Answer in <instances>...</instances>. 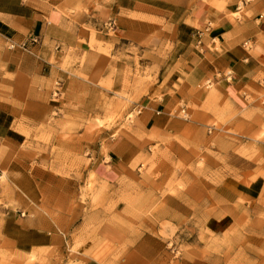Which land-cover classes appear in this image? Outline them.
I'll return each instance as SVG.
<instances>
[{
  "label": "crops",
  "instance_id": "1",
  "mask_svg": "<svg viewBox=\"0 0 264 264\" xmlns=\"http://www.w3.org/2000/svg\"><path fill=\"white\" fill-rule=\"evenodd\" d=\"M238 2L227 0L219 9L207 0H0L1 245L29 252L56 245L61 237L52 215L19 214L26 202L15 193V172L24 169L20 145L26 135L18 128L33 133L32 128L43 125L44 134L59 139L65 116L78 124L85 109L100 107L103 96L143 91L141 102L162 113L150 125L166 129L167 106L183 98L199 106L202 81L214 85L221 102L227 99L234 106L246 100V87L264 89V79L263 84L258 80L264 74V0L245 3L250 15L232 21L227 15L239 9ZM109 19L114 21L112 34L103 26ZM31 36L37 41L26 49L7 46ZM247 42L255 53L245 48ZM136 72L144 78L138 86ZM100 78L108 86L100 85ZM142 120L148 123L149 117ZM93 171L112 186L121 175L139 176L112 163L95 165ZM214 188L223 199L252 200L263 183L225 176ZM66 195L59 193L61 200ZM49 197L45 202L56 201L51 193ZM96 235L105 247L97 250L104 253L102 263L90 257L83 264H152L145 244L157 238L153 233L138 232L129 243L130 233L105 221ZM117 246L124 253L121 262L110 255Z\"/></svg>",
  "mask_w": 264,
  "mask_h": 264
},
{
  "label": "rangeland",
  "instance_id": "2",
  "mask_svg": "<svg viewBox=\"0 0 264 264\" xmlns=\"http://www.w3.org/2000/svg\"><path fill=\"white\" fill-rule=\"evenodd\" d=\"M207 1L222 9L227 0ZM252 2L239 0V9L227 17L249 16L244 4ZM245 48L255 53L251 42ZM134 76L138 86L144 78ZM263 79L260 74L262 84ZM99 84L108 86V80L100 78ZM198 88L204 92L199 106L184 98L167 106L166 129L150 125L162 113L141 102L143 91L103 96L100 107L85 109L78 124L64 115L68 121L59 139L44 134L43 125L33 133L18 128L26 135L20 145L25 170L15 172V193L26 202L19 214L52 215L61 237L56 245L29 252L0 244V264H83L90 257L102 263L96 231L105 221L130 233L129 243L138 232L157 236L145 244L152 264H264V89L246 87V100L234 106L214 96L211 82ZM102 163L126 165L138 171V179L121 175L115 186L108 185L93 171ZM225 176L259 178L263 188L252 200L223 199L214 186ZM61 191L67 193L62 200ZM50 193L56 200L51 204L45 202ZM33 195L39 197L35 202ZM118 247L110 255L121 262Z\"/></svg>",
  "mask_w": 264,
  "mask_h": 264
},
{
  "label": "built area",
  "instance_id": "3",
  "mask_svg": "<svg viewBox=\"0 0 264 264\" xmlns=\"http://www.w3.org/2000/svg\"><path fill=\"white\" fill-rule=\"evenodd\" d=\"M103 26H104V28H105V30L106 31H111L112 29H113V27H114V21L112 20V19H109V20H107L104 24H103ZM198 34V36L200 37L201 36V32H198L197 33ZM37 41V39L35 38V37H33V36H31L30 38H29V41H26V42H22V43H20V44H18V45H15V44H9L8 45V47L9 48H16V47H18V48H20V49H26L27 48V43H35ZM207 83H209V81L207 82ZM141 109H142V107H140L138 110H137V113H139L140 111H141ZM185 107H183V106H181V108L179 109V113H181V117H183V118H186V112H185ZM157 114H159L160 113V111L159 110H156L155 111ZM171 114V113H170Z\"/></svg>",
  "mask_w": 264,
  "mask_h": 264
}]
</instances>
